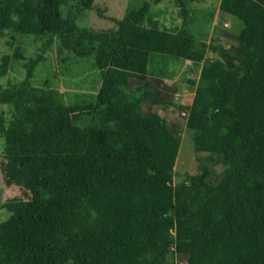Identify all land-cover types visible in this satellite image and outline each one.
Segmentation results:
<instances>
[{
	"label": "trees",
	"instance_id": "16d2710c",
	"mask_svg": "<svg viewBox=\"0 0 264 264\" xmlns=\"http://www.w3.org/2000/svg\"><path fill=\"white\" fill-rule=\"evenodd\" d=\"M176 1L183 19L169 30L143 23L147 0L121 17L94 0H0V35L43 38L36 55L15 44L0 61V76L12 58L26 68L0 83L3 179L26 194L0 199V264H264V0H219L238 30L228 46L195 37L191 0ZM94 7L114 25L80 24ZM55 38L59 53L100 69L89 98L67 102L61 88L31 83ZM185 60L198 76L191 101L177 105L194 152L223 168L196 155L200 170L174 181L182 127L142 101L162 99L148 77Z\"/></svg>",
	"mask_w": 264,
	"mask_h": 264
},
{
	"label": "rangeland",
	"instance_id": "374dc122",
	"mask_svg": "<svg viewBox=\"0 0 264 264\" xmlns=\"http://www.w3.org/2000/svg\"><path fill=\"white\" fill-rule=\"evenodd\" d=\"M144 0H94V6L103 9L107 16L121 17L127 9L132 6H139ZM149 1V10L145 15L143 23L145 25H155L157 27L175 30L181 24L183 15L180 12V6L176 0H161L154 3ZM190 9L188 14V27L198 39L209 41L214 38L228 46L235 42V35L238 33L235 27V21L219 7V0H191L187 2ZM82 12L78 22L90 26L94 29L110 28L114 25L113 20L103 17L96 8ZM43 38H38L33 34L17 32L13 29H6L0 35V61L4 53H12L15 44H20L26 56H34L39 51V46ZM58 39L55 38L53 44L44 53L45 57L38 62L30 77L31 83L41 85L47 81L50 85L61 88L65 100L72 102L83 97H90L96 91L100 83V69L92 63L90 56H77L73 52L64 49L61 53L56 48ZM66 55L64 59H61ZM22 59H11L10 68L0 76L1 84L22 79L26 74V68L22 65ZM190 61L173 63V74L157 80L154 77H148V89L155 95L160 94L162 99L154 102L152 97H144L142 109L147 112L151 109L157 110L171 120L179 122L182 129L180 132L181 142L178 154L174 164V181L182 178L184 171L191 173L198 172L199 161L196 155L207 159L211 164L215 174H219L223 168L222 164L213 158H209V151L200 150L197 153L193 150V141L189 129L185 126V114L177 104H185L191 101L193 95V84L189 78H197V70L189 68ZM183 74L184 78L179 76ZM138 80L131 81L133 88ZM159 90V92H157ZM6 104H0V110H6ZM3 155V137L0 133V199L5 200L8 197L18 195L26 197L25 189L16 184L6 185L3 179L2 162ZM7 210L0 204V219L6 217ZM178 261L177 264H184L185 259ZM63 264H69L65 262Z\"/></svg>",
	"mask_w": 264,
	"mask_h": 264
},
{
	"label": "built area",
	"instance_id": "2783aa9c",
	"mask_svg": "<svg viewBox=\"0 0 264 264\" xmlns=\"http://www.w3.org/2000/svg\"><path fill=\"white\" fill-rule=\"evenodd\" d=\"M184 113V112H183Z\"/></svg>",
	"mask_w": 264,
	"mask_h": 264
}]
</instances>
